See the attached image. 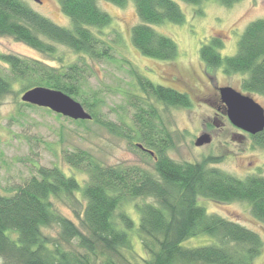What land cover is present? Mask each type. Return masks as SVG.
<instances>
[{"label":"trees","instance_id":"16d2710c","mask_svg":"<svg viewBox=\"0 0 264 264\" xmlns=\"http://www.w3.org/2000/svg\"><path fill=\"white\" fill-rule=\"evenodd\" d=\"M106 1L119 7L127 2ZM131 1L139 18L131 29L132 44L145 57L170 61L178 55L177 46L153 26L184 22L177 1L191 6L215 1L228 8L240 0ZM59 6L71 28L56 25L21 0H0V37H10L47 55L55 53L48 43L52 42L94 61L110 59V47L97 33L111 24V18L98 9L96 0H59ZM220 48L214 38L200 47L199 57L207 69L244 75L241 90L264 99V19L247 25L234 54L222 57ZM0 63L7 67L6 73L0 68V105L14 82L26 81L23 91L38 86L61 91L80 101L91 122L126 138L152 167L104 164L82 149L63 154L67 170L56 165L36 167L12 194L0 193L1 264H95L97 260L98 264H120L126 262L124 252L135 253L132 238L144 252V264H251L260 255L263 242L256 232L208 214L198 200L244 202L251 215L264 224V177L253 174L239 179L209 168L217 161L212 157L175 162L167 155L168 133L158 125L156 107L143 100L132 104V127L102 118L83 99L84 77L90 70L85 62L54 68L0 53ZM132 74L141 93L156 103L191 107L187 94L153 84L135 71ZM93 102L96 106L100 99ZM249 137L253 146L264 149V130ZM56 201L71 207L76 222L59 212ZM53 226L58 229L56 237L44 233ZM198 237L211 240L203 246L183 245Z\"/></svg>","mask_w":264,"mask_h":264},{"label":"rangeland","instance_id":"374dc122","mask_svg":"<svg viewBox=\"0 0 264 264\" xmlns=\"http://www.w3.org/2000/svg\"><path fill=\"white\" fill-rule=\"evenodd\" d=\"M21 1L56 25L71 28L69 19L60 10L59 0H42L41 3ZM96 4L111 18V24L102 29L101 34L97 33L99 30L92 29L110 47V59L94 61L63 45L45 40L55 48L54 54L47 55L10 37H0V53L39 61L54 68L85 62L90 70L84 77L83 99L93 104V109L102 118L114 124L124 122L132 127L135 111L132 104L143 100V103L156 107L158 125L168 133L170 148L167 155L175 162H198L212 157L217 161L210 163L209 168L239 179L253 174L264 177V149L253 146L249 134L234 127L217 110L218 88L229 86L245 94L241 90L245 76L225 74L222 68L207 69L199 57L200 47L213 38L221 44L219 52L222 57L234 54L238 38L247 25L264 19V0H240L228 8L215 1H206L198 6L177 1L184 14V22L180 25L164 23L153 26L156 32L169 37L177 46L178 55L170 61L145 57L132 44L131 29L139 23V18L131 0H127L124 7L106 0H96ZM0 68L6 73L4 64L0 63ZM132 71L153 84L187 94L191 107H166L156 103L152 97L141 93ZM23 84L26 81L14 82L11 93L0 105L1 194H12L17 186L35 173L38 166L56 165L67 170L63 154L76 149L90 152L104 164L139 165L152 170L151 162L142 157L126 138L112 134L90 120L79 123L77 121L86 120H71L45 108L27 106L20 99L25 92ZM249 96L264 108L262 97ZM94 98L100 99L96 106ZM202 134H208L211 141L197 147L194 142ZM76 175L82 177L80 173L76 172ZM198 203L208 214L218 215L256 232L263 242V249L251 264H264V224L251 215L246 203H217L203 198ZM55 205L60 213L76 222L71 207L60 201H56ZM128 210L131 216L136 215L131 208ZM57 232L55 226L44 229L45 234L53 237L57 236ZM210 240L208 237L191 238L183 245L203 246ZM132 241L135 253L124 252L126 262L120 264H144V252L138 240L132 238Z\"/></svg>","mask_w":264,"mask_h":264},{"label":"water","instance_id":"95a60500","mask_svg":"<svg viewBox=\"0 0 264 264\" xmlns=\"http://www.w3.org/2000/svg\"><path fill=\"white\" fill-rule=\"evenodd\" d=\"M39 3L40 0H33ZM221 103L225 107L228 121L236 128L255 135L264 130V108L251 96L242 94L232 87L218 88ZM23 103L48 109L49 111L71 120H90L91 116L84 107L67 94L46 87H34L21 96ZM208 134L199 136L194 145L199 147L209 144Z\"/></svg>","mask_w":264,"mask_h":264},{"label":"flooded vegetation","instance_id":"af4514ba","mask_svg":"<svg viewBox=\"0 0 264 264\" xmlns=\"http://www.w3.org/2000/svg\"><path fill=\"white\" fill-rule=\"evenodd\" d=\"M42 2V0H40V2L39 3H41ZM217 103L219 104L218 105V111H220L225 117H226V115H225V107H224V105L221 103V101H220V98H219V94H218V100H217ZM227 118V117H226Z\"/></svg>","mask_w":264,"mask_h":264}]
</instances>
